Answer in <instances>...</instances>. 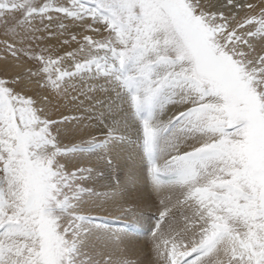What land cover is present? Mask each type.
I'll return each mask as SVG.
<instances>
[{"label": "snow or ice", "instance_id": "1", "mask_svg": "<svg viewBox=\"0 0 264 264\" xmlns=\"http://www.w3.org/2000/svg\"><path fill=\"white\" fill-rule=\"evenodd\" d=\"M227 3L248 12L225 15L203 0H0V24L13 38L42 39L33 22H51V12L90 18L102 28L89 29L106 33L83 35L63 55L24 50L38 67L19 90L22 77L0 79V264H137L124 248L104 254L101 229L84 211L117 192L86 187L93 169L67 163L110 151L125 138V119L116 116L103 140L64 144L59 125L77 118H52L48 95L28 94L32 77L57 96L75 78L81 94L103 80L127 105L146 180L158 195L170 193L151 229L161 264H264V0ZM169 105L183 110L163 121ZM137 178L133 160L126 183ZM124 211L134 219L103 230L117 246L139 223L131 207Z\"/></svg>", "mask_w": 264, "mask_h": 264}, {"label": "bare ground", "instance_id": "2", "mask_svg": "<svg viewBox=\"0 0 264 264\" xmlns=\"http://www.w3.org/2000/svg\"><path fill=\"white\" fill-rule=\"evenodd\" d=\"M223 1L227 2V0H203V2L208 4L212 8V10H215L218 12L222 11L225 15H229L230 13H233L231 12V10H229L231 8L227 10L222 9V6L224 5ZM237 2H241V4H252V5L262 4V0H233V4H237ZM254 11L258 12L259 7L255 8ZM247 12H248V9L246 8L237 9L236 15L237 17H241V16H244ZM86 25L87 26L91 25L92 29L102 28V25L94 24L91 20L84 19L83 21L75 20L74 22H69V27L67 28V31L69 32L72 30L76 31L75 36L77 38L76 40L78 41H79V38H82L83 35H90L96 39H99L102 36H104L103 31L97 34L91 29L87 30V31H90L91 33L86 34L87 32L84 31L85 28L81 29V27H86ZM62 37L64 36L57 34L55 39L53 40L48 39L47 44L49 43V41L50 43L58 44V42L60 41ZM74 45H76V43L73 40H70L69 43H67L66 45L58 44V46L56 47L54 51L55 53L54 55L64 51L65 49L72 48ZM261 47H264V43L257 42V49L259 50ZM8 61L6 62L8 63ZM70 63L71 61L65 62L66 65ZM12 69L13 68H11L10 71ZM69 83L76 85V87L69 88L66 94L60 95V96H57L54 93H50L47 90L45 91L44 89L36 88L32 84L30 85V88L33 91L32 93H36V94L39 93L40 95H48L49 100L51 101V106L53 107L52 118L57 119L61 116H66V117L71 118V117H74V113L75 115L77 113L83 114L82 118L80 119L78 118L79 120L70 119L68 122L59 125L60 128L64 130L61 133L62 139L63 138L66 139L67 142L69 141L76 142L78 140H84L89 137L99 136L98 139L103 140L104 136L107 133V129L104 130L103 122L106 123L105 128L111 125L109 124V117L107 114V110H109V106H111L112 109L114 110L117 109V111H115L117 112V115L119 117L124 118L128 125L127 128H124L122 130H124L125 132H127V134H130V135H125V138L121 141L120 144H118L117 142V144L112 146L110 151L106 152V153L113 154L112 158L116 159L115 167L112 165L113 168L110 169L109 166L107 165V162L104 159L101 160L99 158L100 162H98V159H94V157L91 155L90 157H88L87 155V157L83 159L84 162L82 163L90 164L91 168L94 167L96 169L94 171H98V170L102 171V174L100 177L97 176V178L92 179L93 180L92 186H94V188L96 187V189H99V190L102 188H106L108 189L106 191L110 193L113 192L114 190L117 192L115 199H112V198H107L103 200L100 198L97 199L96 204L99 207L98 211L105 210L106 212L109 210L110 212H113L114 215H111V218L112 216H116L118 219L117 223H121L122 220H124L128 216H133L131 213L125 214L124 210L129 207L132 208V210L136 213V215L141 213L140 211H145V213L148 212V214L158 213L161 205L157 199L160 200L162 197L166 198L168 195H170V193L168 191H164L158 195L155 191H153L151 184L147 182L146 180V166L141 161L139 151L136 147V141L135 139H133L135 137V132L131 130L133 125H132V119L128 115L127 105L123 103V101H121L120 99L116 98V92L113 91L110 86L105 85L103 80L88 81V84L96 85V87L93 90H89L86 94L80 93V89L85 87V84L79 78H75ZM110 93L112 94L114 93L115 99L111 101L110 103H108L107 106H102L104 104L101 105L100 102H104V100L106 99L105 96L109 95ZM94 101H96V103L99 101L100 106H94L93 105ZM171 106L172 107L169 106L170 108L161 115L160 117L161 120L167 121L169 117L175 115L177 111L183 110V108L180 106H176V105H171ZM109 116H112V115L110 114ZM104 131H105V134L102 135V132ZM133 160L135 161V172L138 178L134 184H129V183H126V180H127L129 169L132 166ZM79 163H81V161L73 162L70 165H77ZM109 170L110 171L112 170L111 173ZM117 181L120 182L119 186L117 185ZM120 189H122V191ZM172 195L174 198L175 194H172ZM152 197H154V200L152 199ZM105 202H108L110 206L108 208L103 209V207H107ZM154 203L156 204L153 205ZM87 209L88 208L84 206V211ZM152 210L154 212H151ZM184 211H187V209L185 208ZM137 219L138 221L145 220L143 216H139ZM99 223L100 222L93 223V224H95L96 226H99V228L101 229V232L96 234L102 237L99 240L97 246L101 249V251L104 254L111 253L115 257L121 254L120 248H124L126 250L127 256L130 259L135 260L137 264H161V262L157 260L153 252L152 236L150 235L149 237H146V236L143 237V235H140L142 233H140L139 226L137 228L135 227L137 231H129L127 232V235L121 236L120 245L117 246L113 242L105 241L103 239V236H104L103 230L108 229V231L110 232L112 231L119 232V230L121 229V226L120 227H116V226L109 227L110 225H105L104 227L102 225H99Z\"/></svg>", "mask_w": 264, "mask_h": 264}, {"label": "rangeland", "instance_id": "3", "mask_svg": "<svg viewBox=\"0 0 264 264\" xmlns=\"http://www.w3.org/2000/svg\"><path fill=\"white\" fill-rule=\"evenodd\" d=\"M39 2H43V0H39ZM55 2L58 3V4H67L68 0H55ZM237 3L241 4V2H237ZM223 4L224 5L222 6V9L227 10V9L231 8V9H229V10H231V12H233V13L235 11L237 12V8L235 9L234 6L228 5V3L226 1H223ZM49 15H51L53 17L51 22H49L48 20H44L43 24H41V22H40L38 17L33 22L34 25L37 28H40V31L36 32L35 36L42 37V39L29 38L27 40H23L22 39L23 33H21V35H19V36H16L15 38H13L11 35H6L4 26L2 24H0V79H5V80H8V81H12V80H15L17 76L22 77L21 84L16 86L17 90H19V88L23 86V81L28 78V70H33L34 71L38 67V64H37V62L35 60L30 59L28 55H25V51L24 50H27L29 53H35V52H39L40 49H48V52H46L45 55H48L49 53H51L53 56H55L54 55L55 54L54 51H55L56 47L58 46V44L66 45L64 43V41L65 40L70 41L71 40V36L76 35L75 34L76 31H73V30L70 31V32L67 31V28L69 27V22H74L75 20L65 17L64 14H62V13L51 12V13H49ZM86 19L91 20L90 18H86ZM45 24H49L50 26L47 29H45L44 28ZM60 24L65 25V27L63 29H61L59 27ZM83 28H85L84 31L87 32L86 34L91 33L90 31H87L89 29L87 27V25H86V27H81V29H83ZM49 33H53V35L50 36ZM57 34L64 36V37H62L60 39L58 44L57 43H50V41L47 44V40L48 39H51V40L55 39ZM104 35H106L105 32H104ZM80 39L81 38H79V40ZM5 41H7L9 44H13L15 46L16 53H17L16 56H13L11 54V51L7 48V46L4 43ZM75 43H76V45H74L72 48L65 49L64 51H62V52H60L58 54L63 55V53H65L67 51H71L73 48H77L79 46L77 44L78 40H75ZM58 54H56V55H58ZM6 61H8V63ZM4 62H6L7 64L4 63ZM11 68H13V69L10 71ZM37 79H39V78L38 77H32V85H34L36 88H38L36 83H35V81ZM39 89H41V88H39ZM44 90L46 91L47 89H44ZM32 92L33 91L31 89L30 93H28V94L35 96L36 93H32ZM105 97H106V99L104 100V102H100L101 105L104 104L102 106H107L108 103H110L111 101H113L115 99L114 93L113 94L110 93L109 95H107ZM94 102H93L94 106H100V103H96V101H94ZM169 106L172 107L171 105H169ZM169 106L165 109L164 112H166V110H168L170 108ZM115 111H117V109H115ZM107 114H108V117H109V124L112 125V120L114 118H116V116H118L117 112H115V115H116L115 116L112 112H110V110H107ZM110 114L112 116H109ZM75 116L77 117V120H79L80 118L83 117V114L82 113H77L75 115V113H74V117ZM59 118H57V119H59ZM103 125H104V130L108 129L109 127H111V125H110V126H107L105 128V125H106L105 122H103ZM122 131H124V130H122ZM124 133H125V135H130V134H127V132H125V131H124ZM103 134H105V131L102 132V135ZM95 138L97 140H99L98 139L99 136H96ZM133 139H135V137ZM61 142L64 143V144L73 143L72 141L71 142L70 141L67 142L66 139H64V138L63 139L61 138ZM120 143H121V141L118 142V144H120ZM106 152H108V151L100 149V150H97L96 153L94 152L93 155L92 154H90V155L93 156L94 159H98V162H100L99 158L101 160L104 159L107 162V165L109 166V168L111 169V168H113V166L115 167L116 159L112 158L113 154L106 153ZM90 155H88V157H90ZM86 157H87V155L69 159L67 161L69 170H71L73 167H81V166L90 167L91 168L90 164L82 163V162H84L83 159L86 158ZM109 159H111V164L108 163ZM112 159H113V161H112ZM75 160L76 161H81V163H79L77 165H70L71 163L76 162ZM92 169H93V171L96 170L94 167ZM111 171H110V173H111ZM93 174L95 175V177H94ZM101 174H102V171H99V170L92 172V177H91V179H89L88 181L85 182V186L94 189L97 193H100V194L110 193V192L106 191V190H108L106 188H102V189L99 190V189H96V187L94 188V186H92V184H93V180L92 179L97 178V176L100 177ZM175 198L176 197H174L173 200H175ZM100 199L103 200V199H106V198L103 195H101ZM152 199L154 200V197H152ZM157 200L159 202V199H157ZM105 204L107 205V207H103V209L104 208H108L110 206V204L108 202H105ZM155 204L156 203H154L153 205H155ZM84 206L86 208L90 209V210H88V209L85 210V212L87 214L91 215L92 217H94L92 223L100 222L99 225H102L104 227H105V225H110L109 227H114V226L120 227V226H122L123 223L130 222L131 220L134 219L133 216H128L124 220H122L121 223H117L118 222L117 217L116 216H112V218H111V215H114V213L110 212L108 209H107L108 211H106L108 213H106L105 210L98 211L99 210L98 206L97 207H92L90 204H85ZM138 211H140V210H138ZM140 212L141 213H139L135 217L136 219L139 216H143L145 218L144 221H139V223H138V226L140 228V233H142L140 235H143V237L144 236L149 237L151 235V229L155 225V218L157 217V214L159 212L158 213H154V214H148V212L145 213V211H140ZM151 212H154V211L152 210ZM102 213H104V214H102ZM107 219L109 220V222H108ZM110 220L112 222H114V223H112ZM115 222H116V224H115ZM138 226H136V228ZM136 228L135 229L134 228H130L129 230H126V231L127 232H129V231H137Z\"/></svg>", "mask_w": 264, "mask_h": 264}]
</instances>
